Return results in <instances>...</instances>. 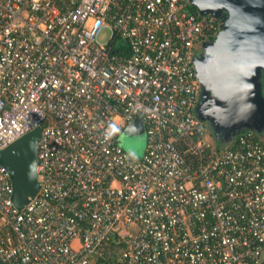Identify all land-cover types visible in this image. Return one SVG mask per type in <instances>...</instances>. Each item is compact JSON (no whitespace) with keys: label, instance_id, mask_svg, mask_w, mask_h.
<instances>
[{"label":"built area","instance_id":"1","mask_svg":"<svg viewBox=\"0 0 264 264\" xmlns=\"http://www.w3.org/2000/svg\"><path fill=\"white\" fill-rule=\"evenodd\" d=\"M220 28L187 0H0V149L40 127L22 207L0 161V264H97L114 236L110 264H264V142L218 149L194 111ZM137 116L134 159L116 136Z\"/></svg>","mask_w":264,"mask_h":264},{"label":"water","instance_id":"2","mask_svg":"<svg viewBox=\"0 0 264 264\" xmlns=\"http://www.w3.org/2000/svg\"><path fill=\"white\" fill-rule=\"evenodd\" d=\"M199 15L221 20L216 36L203 42L201 56L194 58L201 97L197 116L215 127L220 115L227 116L223 127L235 134L255 130L254 118H264V97L260 75L264 74V0H187ZM204 55V59H203ZM201 58V59H200ZM143 133L137 116L123 129ZM215 130H217L215 128ZM37 126L0 149V161L11 176L12 201L22 207L39 187L37 178Z\"/></svg>","mask_w":264,"mask_h":264},{"label":"rangeland","instance_id":"3","mask_svg":"<svg viewBox=\"0 0 264 264\" xmlns=\"http://www.w3.org/2000/svg\"><path fill=\"white\" fill-rule=\"evenodd\" d=\"M109 34H110V30L108 28H102L98 36L99 41H105L108 38ZM203 51H204V48L202 47V44H200L192 60H194V58L196 59V57L198 56H201L202 58L201 53H203ZM203 59H204V55H203ZM196 61L197 60H195L193 64H195ZM260 81H261L260 83L261 92H262V96L264 97V74L263 73H261L260 75ZM202 99L203 98L201 97V93H200L199 100L197 101L195 110H194L196 115H197V107L199 105V101ZM204 101L205 99H203V102ZM226 117L227 116L220 115L217 118L215 127L209 120L203 119V122L205 125L206 138L209 142H211L213 146H215L218 149H221V148H224L230 145V141L227 139V137H229V134L231 135V132L223 127V122L227 120ZM254 124L256 125L254 126L255 128L254 132L256 133L258 138L262 142H264V118L255 117ZM215 128L217 130H215ZM116 142L129 155L139 157L143 153V150L145 148L146 139H145L144 133L128 132L125 130H121L119 134L116 136Z\"/></svg>","mask_w":264,"mask_h":264},{"label":"trees","instance_id":"4","mask_svg":"<svg viewBox=\"0 0 264 264\" xmlns=\"http://www.w3.org/2000/svg\"><path fill=\"white\" fill-rule=\"evenodd\" d=\"M188 10L191 12H197L195 7L189 4ZM124 243V241H119L115 236L110 238L109 241L103 245V251L101 255L96 256L95 262L97 264H110L112 260H114V258L117 256L120 248L124 247Z\"/></svg>","mask_w":264,"mask_h":264},{"label":"clouds","instance_id":"5","mask_svg":"<svg viewBox=\"0 0 264 264\" xmlns=\"http://www.w3.org/2000/svg\"><path fill=\"white\" fill-rule=\"evenodd\" d=\"M114 130H115V129H113L112 131H114ZM112 131H109V132L106 133V139L111 138V136H112ZM133 158H134V159H138V157H136V156H133Z\"/></svg>","mask_w":264,"mask_h":264},{"label":"crops","instance_id":"6","mask_svg":"<svg viewBox=\"0 0 264 264\" xmlns=\"http://www.w3.org/2000/svg\"><path fill=\"white\" fill-rule=\"evenodd\" d=\"M144 149H145V148H144ZM143 153H144V150H143ZM143 153H142V154H143ZM142 154H141V155H142ZM141 155H140V156H141ZM140 156H139V157H140Z\"/></svg>","mask_w":264,"mask_h":264}]
</instances>
